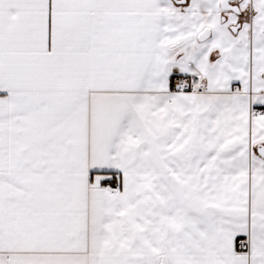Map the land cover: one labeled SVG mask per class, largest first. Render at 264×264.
<instances>
[{
	"label": "snow or ice",
	"instance_id": "obj_1",
	"mask_svg": "<svg viewBox=\"0 0 264 264\" xmlns=\"http://www.w3.org/2000/svg\"><path fill=\"white\" fill-rule=\"evenodd\" d=\"M264 0H0V264H264Z\"/></svg>",
	"mask_w": 264,
	"mask_h": 264
},
{
	"label": "crops",
	"instance_id": "obj_2",
	"mask_svg": "<svg viewBox=\"0 0 264 264\" xmlns=\"http://www.w3.org/2000/svg\"><path fill=\"white\" fill-rule=\"evenodd\" d=\"M253 111H255L256 113L260 114L261 112L264 114V106H254Z\"/></svg>",
	"mask_w": 264,
	"mask_h": 264
},
{
	"label": "built area",
	"instance_id": "obj_3",
	"mask_svg": "<svg viewBox=\"0 0 264 264\" xmlns=\"http://www.w3.org/2000/svg\"><path fill=\"white\" fill-rule=\"evenodd\" d=\"M260 114H263L262 112Z\"/></svg>",
	"mask_w": 264,
	"mask_h": 264
}]
</instances>
